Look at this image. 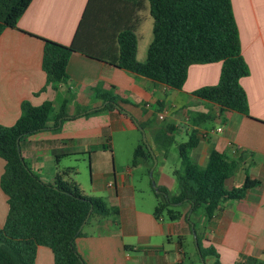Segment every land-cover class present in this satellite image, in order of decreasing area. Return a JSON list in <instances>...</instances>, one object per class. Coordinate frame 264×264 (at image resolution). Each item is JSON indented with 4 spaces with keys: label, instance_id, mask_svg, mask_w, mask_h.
I'll use <instances>...</instances> for the list:
<instances>
[{
    "label": "crops",
    "instance_id": "obj_1",
    "mask_svg": "<svg viewBox=\"0 0 264 264\" xmlns=\"http://www.w3.org/2000/svg\"><path fill=\"white\" fill-rule=\"evenodd\" d=\"M91 1L88 8L90 0H32L16 28L0 35V126L16 123L23 102L34 107L51 102L47 129L19 144L23 160L40 181L53 184L57 175L70 168L63 167L62 159L86 156L90 184L84 188L73 182L69 177L73 169L63 180L76 184L85 197L102 199L111 211L105 217L90 214L74 240L76 253L84 264H245L240 256L264 264V0H231L241 53L249 68V75L240 80L248 116L220 115L216 105L192 95L218 83L220 63L190 66L182 90L176 91L75 52L66 65L67 81L56 88L48 85L41 69L44 44L39 38L65 46L75 39L79 48L89 45L106 51V57L109 49L117 47L118 32L131 29L136 59L142 62L138 46L148 47L152 40L148 2L141 0L132 7L113 0ZM109 96L123 102L105 109L103 98ZM146 113L157 120L144 130L155 165L142 162L132 167L131 160L119 165L109 140L113 148L115 134L138 131ZM58 115L62 118L57 123ZM200 115L206 118L194 123ZM192 132L198 142L189 157L198 167L204 168L216 151L236 163L227 189L241 186L246 176L260 184L241 199L222 202L211 218L202 209L191 212L186 203L177 207L176 220L157 216L153 186L176 193L173 173L181 171L177 145ZM155 135L174 140L167 152L154 143ZM44 145L48 151L40 148ZM138 145L135 138L129 142L131 159ZM44 152L54 158L45 171L40 165ZM4 166L0 158V177ZM6 214V198L0 190V228ZM35 264H53L51 251L38 247Z\"/></svg>",
    "mask_w": 264,
    "mask_h": 264
},
{
    "label": "trees",
    "instance_id": "obj_2",
    "mask_svg": "<svg viewBox=\"0 0 264 264\" xmlns=\"http://www.w3.org/2000/svg\"><path fill=\"white\" fill-rule=\"evenodd\" d=\"M113 1L131 3L134 7L141 0ZM146 1L153 24L152 40L144 62L136 59L137 42L131 29L118 32L117 47L115 51L109 49L106 57V51H95L92 46L79 48L75 39L71 45L65 46L39 38L44 44L41 69L47 84L56 88L67 81L66 65L75 52L176 91L182 90L190 66L220 63L218 83L202 87L192 95L216 105L220 115L236 112L248 116L247 98L240 80L249 75V68L241 53L232 1ZM31 2L0 0V35L5 29L16 28ZM86 21L87 13L82 18V24ZM103 101L107 102L105 109L117 107L119 102H123L110 96L104 97ZM51 111V102L37 107L23 102L16 123L12 127L0 126V158L5 162L0 190L7 204V214L0 228V264H35L38 247L51 251L53 264H84L75 251L74 240L80 236L89 213L105 217L111 212L102 199L85 197L76 184L63 180L72 171L71 168L57 175L53 184H45L23 160L19 151L20 142L46 130ZM203 117L206 118V115L193 118V122H199ZM61 118L59 115L56 117L57 123ZM153 140L164 152L174 143L168 136L155 135ZM197 142L196 134L192 132L185 143L177 145L181 171L173 173L176 193L170 195L165 188H156L158 202L155 215L165 214L169 220H176L180 217L177 207L186 203L190 205L191 212L202 209L206 217L211 218L222 202L241 199L246 191L260 184L246 176L241 186L227 189L226 181L236 163L227 162L218 152L212 151L207 165L198 167L189 157ZM142 162L153 164L151 152L143 142L133 150L131 166L136 167ZM200 255L204 257L201 250ZM239 259L245 264H256L252 258L240 256Z\"/></svg>",
    "mask_w": 264,
    "mask_h": 264
},
{
    "label": "rangeland",
    "instance_id": "obj_3",
    "mask_svg": "<svg viewBox=\"0 0 264 264\" xmlns=\"http://www.w3.org/2000/svg\"><path fill=\"white\" fill-rule=\"evenodd\" d=\"M146 51H147V46H145V44H142V43L139 44L138 56L143 57L142 62H144L146 59ZM140 111H143V110L141 109ZM156 122H157V120L153 116L146 113V119L140 125L141 127L137 126V127L141 128V130H139V128H138V131L133 132V133L115 134L113 136V148L111 146V141L109 140V148L112 151H114L115 160L119 165H122L124 163H129V161L131 160V156H130L131 150H130L128 144H129V142H132V138L137 139L138 144H142V142H143L144 145H146V147H149L147 134L144 132V130L148 126H150L151 124H155ZM143 138L145 139V141L143 140ZM33 147H34V145H33ZM28 148L30 149L31 147L29 146ZM40 148H44L43 150H46V151H48V149H49V147L46 145H44L43 147H40ZM49 156H50V153H47V152H44L41 154L42 159H41L40 165L42 168H44L43 169L44 171L46 169H48V167L53 165L51 162L54 163V158L50 159ZM77 160H78V162H76ZM62 162H63L62 165H65L63 167H70L71 169H73V172L69 176L73 182L79 183V185H81L84 188H86L90 184V175H91L90 169L91 168H90V165L88 163L86 156L85 157H77V158H64V159H62ZM195 264H200V263H198V261H197V262H195Z\"/></svg>",
    "mask_w": 264,
    "mask_h": 264
},
{
    "label": "water",
    "instance_id": "obj_4",
    "mask_svg": "<svg viewBox=\"0 0 264 264\" xmlns=\"http://www.w3.org/2000/svg\"><path fill=\"white\" fill-rule=\"evenodd\" d=\"M139 128V127H138ZM139 130H141V128H139ZM143 140L145 141V139L143 138ZM147 149L151 152V150H150V148L149 147H147ZM151 155H152V153H151ZM153 162H154V165H155V159H154V157H153ZM154 187V189L156 190V187L155 186H153ZM90 216V213L88 214V217Z\"/></svg>",
    "mask_w": 264,
    "mask_h": 264
},
{
    "label": "built area",
    "instance_id": "obj_5",
    "mask_svg": "<svg viewBox=\"0 0 264 264\" xmlns=\"http://www.w3.org/2000/svg\"><path fill=\"white\" fill-rule=\"evenodd\" d=\"M158 119H159V120H162V119H163V115H162V114L159 115V116H158Z\"/></svg>",
    "mask_w": 264,
    "mask_h": 264
}]
</instances>
